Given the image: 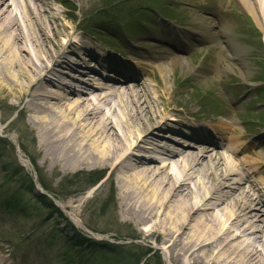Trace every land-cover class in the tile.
Returning <instances> with one entry per match:
<instances>
[{"label": "bare ground", "instance_id": "bare-ground-1", "mask_svg": "<svg viewBox=\"0 0 264 264\" xmlns=\"http://www.w3.org/2000/svg\"><path fill=\"white\" fill-rule=\"evenodd\" d=\"M230 1L251 13L264 33V0ZM57 18L49 0H0V93L37 130L42 166L105 171L116 184L121 214L140 227L143 240L165 248L169 264H264V157L246 145L247 136L232 121L217 119V133L210 135L220 144L196 135L181 146L167 144L164 131L179 134L168 122L187 127L189 121L168 81L172 63L129 48L125 57L136 62L111 67L95 58L114 72L96 77L84 70L83 79L77 76L83 58L67 59L81 45L69 40L62 46L67 34L53 25ZM191 23L197 25L188 31L191 39L218 37L230 59L243 53L228 45L211 15L195 14ZM171 42L181 43L175 34ZM179 62L187 65L185 57ZM136 63L149 82L133 74Z\"/></svg>", "mask_w": 264, "mask_h": 264}, {"label": "rangeland", "instance_id": "rangeland-1", "mask_svg": "<svg viewBox=\"0 0 264 264\" xmlns=\"http://www.w3.org/2000/svg\"><path fill=\"white\" fill-rule=\"evenodd\" d=\"M49 1L58 16L53 25L67 34L61 39L62 46L66 49L69 40L81 45L75 53L67 52L71 64L77 56L83 58L79 64L83 72H78V77L85 79L84 70L96 77L111 75L92 60L95 58L116 65L128 61L122 55L128 54L129 48L156 54L165 66L172 63L168 81L177 91L173 96L178 102L176 107L188 114L184 120L189 123L192 116L203 118L211 128L216 124L214 120H230L247 136L246 145L264 157V33L251 13L230 0ZM193 14L211 15L227 35L228 45L239 46L243 53L230 59L229 49L218 37L187 40L182 43L185 49L178 50L168 29L180 33L196 28L191 23ZM72 26L75 30L68 31ZM182 57L187 60L186 66L179 62ZM137 65L145 80L144 69ZM63 77L72 81L67 73ZM19 111L6 105L1 92L0 264H133L149 249L152 251L137 264H169L165 248L152 239L143 240L137 234L140 227L121 214L116 184L108 182L105 171H51L42 166L37 130ZM168 123L179 127V134L164 131V142L181 146L189 130L172 120ZM262 175L259 187L264 200V167ZM95 176L98 178L93 180ZM34 180L51 195L47 205L38 201V191L32 189ZM102 184L106 186L99 190ZM72 199L78 202L69 210L67 204ZM78 233L92 239L90 243L96 241V246L84 243L80 250L77 244L72 258L67 259L63 255L64 236ZM128 239L133 242L121 245ZM102 243L106 244L100 246Z\"/></svg>", "mask_w": 264, "mask_h": 264}, {"label": "trees", "instance_id": "trees-1", "mask_svg": "<svg viewBox=\"0 0 264 264\" xmlns=\"http://www.w3.org/2000/svg\"><path fill=\"white\" fill-rule=\"evenodd\" d=\"M98 177H93L92 179L95 180L97 179ZM94 182V181H93ZM91 184V183H90ZM93 184V183H92ZM38 197V201L44 206V205H47V199L46 197L44 196H37ZM90 241L92 240H89L87 238H82L81 235H78L77 236H73V237H70V238H66V241H64V249H63V255L65 256V258L67 259H71L72 256H73V253L76 251V250H73L74 246H76L77 244V247L79 248H76V249H82L83 246H84V243H87L89 244ZM94 243H97V242H94ZM94 243H90L89 245L90 246H96L94 245ZM106 243H102L100 246L102 245H105ZM108 246H112V244H108ZM87 247V246H86ZM98 248V247H97ZM150 251V250H149ZM149 251H146L145 253H142L140 256H138L134 261H133V264H137L139 263V261L141 260L142 257H144L146 254L149 253ZM82 262H76V264H81ZM116 262H111L109 264H115Z\"/></svg>", "mask_w": 264, "mask_h": 264}]
</instances>
